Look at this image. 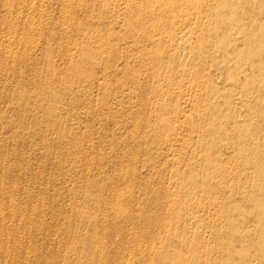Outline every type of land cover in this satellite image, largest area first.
<instances>
[{"label": "rangeland", "instance_id": "374dc122", "mask_svg": "<svg viewBox=\"0 0 264 264\" xmlns=\"http://www.w3.org/2000/svg\"><path fill=\"white\" fill-rule=\"evenodd\" d=\"M68 1L0 0V264H227L232 218L199 205V161L223 171L214 209L264 156L199 110L150 117L129 0Z\"/></svg>", "mask_w": 264, "mask_h": 264}, {"label": "bare ground", "instance_id": "6f19581e", "mask_svg": "<svg viewBox=\"0 0 264 264\" xmlns=\"http://www.w3.org/2000/svg\"><path fill=\"white\" fill-rule=\"evenodd\" d=\"M128 4L126 24L120 32L126 34L131 58L132 51L139 55L137 70L147 82L143 87H155L149 93L153 98L149 116L161 120L171 117L182 123L183 118L190 117L188 111L199 110L204 122L227 123L237 142L235 151L243 152L254 145L262 159L264 0H129ZM239 121L246 124L238 125ZM226 132V127L219 130L220 135ZM194 147L202 149L206 144L199 142ZM185 148L189 146L185 144ZM241 163L227 174L229 198L233 200L211 209L206 200L223 195L216 193L214 183L223 171L215 167L213 159L199 161V205L204 211L232 218L229 229L234 234L230 233L227 264L264 258V161L248 157ZM241 238L242 250L237 253ZM256 240L258 248L254 246Z\"/></svg>", "mask_w": 264, "mask_h": 264}]
</instances>
